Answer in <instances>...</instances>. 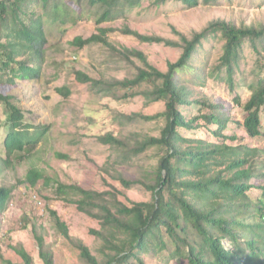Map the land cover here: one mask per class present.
I'll list each match as a JSON object with an SVG mask.
<instances>
[{"label":"trees","instance_id":"obj_1","mask_svg":"<svg viewBox=\"0 0 264 264\" xmlns=\"http://www.w3.org/2000/svg\"><path fill=\"white\" fill-rule=\"evenodd\" d=\"M145 0H0V104L6 111L9 125L2 142L1 165L14 164L17 159H30L45 140L52 124L29 123L26 110L10 91L17 80H39L44 73L49 43L48 27H69L82 20H94L99 33L74 45L84 48L92 44L112 47L127 61L139 58L146 67L132 78L106 82L84 71L75 72V81L82 92L103 96L135 97L143 95L149 104L162 103L159 113L144 115L116 113V121L134 123L138 119L165 122L160 136L143 139L107 132L100 142L114 151V162L100 167L105 184L109 178L127 188L142 184L150 201L120 200L116 190H88L76 184L58 182V193L72 194L79 210L101 221L104 231L92 230L112 247L113 257L101 262L80 240L76 247L87 264H264V147H257L228 134L233 120L228 106L218 101L195 98L191 83L202 87L208 79L225 83L234 95L233 102L244 111V127L253 140L264 142V25L236 26L214 21L192 38L180 35L179 41L158 35L142 34L129 26L120 31L141 42L164 43L181 48L176 62L162 71L136 49L114 47L109 32L115 28L101 24L129 18ZM156 5L176 1L188 8L215 5L220 0H149ZM224 40L223 52L214 69L206 70L211 50L204 41ZM259 54L252 78L237 80L246 42ZM187 77V79H185ZM13 85V87H11ZM246 85L251 92L247 102L236 92ZM8 88L11 90L8 91ZM65 98L73 94L69 85L57 88ZM130 92V94H128ZM183 131L194 132L195 137ZM203 133V135H202ZM160 148L163 155L144 180L127 179L119 169L122 161H131ZM108 177H107V176ZM43 178L42 170L32 167L26 181L35 186ZM23 183V181L21 182ZM115 187V186H113ZM116 189V188H115ZM259 190L258 195L255 191ZM13 188L0 185V216L8 208ZM71 199V198H70ZM58 230L71 240L69 229L61 216L52 211ZM115 229L113 231L112 229ZM33 232L44 264H56L55 252L36 226ZM25 260H33L22 246H12Z\"/></svg>","mask_w":264,"mask_h":264},{"label":"rangeland","instance_id":"obj_2","mask_svg":"<svg viewBox=\"0 0 264 264\" xmlns=\"http://www.w3.org/2000/svg\"><path fill=\"white\" fill-rule=\"evenodd\" d=\"M214 21H225L238 27L264 25V0H220L218 4L200 5L196 8H188L176 1L156 5L145 0L142 7L133 11L129 18L103 23L101 26L115 28V31L108 34L114 47L139 50L151 64L167 71L168 63L176 62L180 58L181 48L164 43L141 42L120 30L129 26L142 34L179 41V34L190 39ZM96 33H99V25L94 20H82L69 27H48L49 43L42 78L19 79L16 89L8 88L26 110L29 123L52 124V129L39 144L32 158L17 159L10 166L3 163L1 165L0 185L13 188V195L8 208L0 216V264H26L13 249L12 246L16 245L22 246L28 252L33 260L32 264H44L33 226H36L47 244L53 248L56 264H87L80 257L76 240L87 245L101 262L113 257L112 247L92 231L110 234V230L104 229L100 220L79 210L72 201L79 196L58 193L54 188L58 182L80 185L88 190H116L119 199L127 203L129 200L140 202L152 199L151 192L142 184L127 188L110 178L109 185L105 184L100 167L108 161L114 162L115 157L113 149L100 142L98 136L107 132H120V135L127 138L134 135L139 139L158 137L165 125L162 119H138L134 123L122 124L116 121L115 114L138 112L152 115L159 113L163 105L149 104L143 95L124 96V91L119 93L120 97L82 92L75 81V72L78 70L111 82L115 79L132 78L139 68L146 67L139 58L132 57L133 61H127L121 53L118 54L112 47L102 43L84 48L74 45L76 37L86 39ZM204 42L206 49H202L203 52L208 49L211 52L207 59L200 57L202 63L209 62L208 67L204 65L202 68L214 69L223 52L224 40L214 38ZM242 52L241 65L237 72L243 75H236L237 80L252 78L251 72L256 68L255 63L259 57L249 41ZM63 85H69L73 89V94L68 98L57 91ZM191 86L195 98L203 100L209 97L214 102L228 106L233 120L226 133L236 134L237 138L245 139L249 144L264 147L262 140L251 139L244 127L238 125L237 122L244 120V111L234 104V95L229 92L225 83L210 78L202 87L195 82ZM235 91L241 94L243 102H247L251 96L246 85L237 86ZM262 116L264 119V108ZM8 127L6 111L0 104V154H4L2 142ZM183 132L195 137L194 132ZM162 155L160 148H153L131 161H122L118 167L127 179L144 180ZM32 167L39 168L43 173V178L35 186L26 181L27 173ZM259 192L255 191L257 195ZM52 211H56L66 222L69 235L74 240L58 230ZM112 230L115 231L114 228Z\"/></svg>","mask_w":264,"mask_h":264}]
</instances>
